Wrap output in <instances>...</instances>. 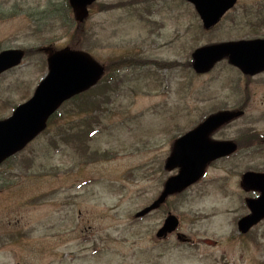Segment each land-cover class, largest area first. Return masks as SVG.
<instances>
[{"label":"rangeland","instance_id":"374dc122","mask_svg":"<svg viewBox=\"0 0 264 264\" xmlns=\"http://www.w3.org/2000/svg\"><path fill=\"white\" fill-rule=\"evenodd\" d=\"M68 3L0 0V40L31 50L8 81L11 103L22 102L47 73L35 50L41 45L80 47L102 64L135 56L187 65L106 72L0 167L8 179H0V264H264V222L252 238L237 228L247 211L239 198L241 175L252 166L264 170V150L250 148L264 136V72L247 80L226 58L201 73L191 63L197 47L264 35V25L252 26L264 19V0H238L211 30L186 0H98L81 23L84 34L75 30ZM242 104L245 114L212 134L238 137L241 148L137 218L178 173L164 167L174 140L213 112ZM8 113L0 109V116ZM95 151L99 156H91ZM168 212L179 217L178 231L192 244L176 233L156 237Z\"/></svg>","mask_w":264,"mask_h":264},{"label":"water","instance_id":"95a60500","mask_svg":"<svg viewBox=\"0 0 264 264\" xmlns=\"http://www.w3.org/2000/svg\"><path fill=\"white\" fill-rule=\"evenodd\" d=\"M95 1L69 0L78 21L84 20L88 15V6ZM187 1L194 5L204 27L209 29L218 23L237 0ZM48 53V73L38 84L34 95L27 102L19 105L9 118L0 120V163L21 150L44 130L49 117L64 101L94 86L105 70L104 66L81 50L64 48L48 50ZM22 56L23 52L20 50L1 54L0 69L16 66ZM225 56H228L230 62L239 66L243 72L254 74L264 69V39L229 41L202 46L193 53V66L198 72H204ZM241 114L242 112L237 111H220L179 137L174 142L172 152L165 164L167 170L178 168V173L167 179L159 198L138 212L137 216L159 207L167 196L181 192L197 182L212 161L233 153L237 149L235 142L212 140L210 135ZM242 186L247 190L255 188L262 192L259 198L248 199L252 212L239 221L240 229L247 232L264 218V174L245 173ZM178 224V218L169 214L157 236H166L174 231Z\"/></svg>","mask_w":264,"mask_h":264},{"label":"flooded vegetation","instance_id":"af4514ba","mask_svg":"<svg viewBox=\"0 0 264 264\" xmlns=\"http://www.w3.org/2000/svg\"><path fill=\"white\" fill-rule=\"evenodd\" d=\"M250 15H252V14H250ZM256 22L259 25H264V19H261L260 21H257L256 19H254L252 21V26L256 25ZM257 37L264 38V35H258ZM44 47H45V45H42V46H40L38 48L39 53H43V56H42L43 57V65H42V67H46V52L43 50ZM15 49H21V50L24 51V57L22 59V63L20 65L16 66V67H7V68H1L0 69V81L7 80L6 83L0 82V89L6 88V93L0 92V109L4 110V111L6 110L7 112L10 111V113H12L14 108L18 104H20L21 102L17 103V104L10 102V90H11V87H10L8 81H9V79H11V77H12V75L14 73V70L16 68H18V67L23 65V62L25 61V59L28 58V56L30 55V51L31 50L26 48V47H23V46L14 45L12 42H9V41H6V40H0V54H3L5 52H9V51H14ZM35 50H37V49H35ZM8 55H9V53H8ZM262 72H264V71H262ZM262 72H259V73H262ZM259 73H257V74H259ZM257 74L244 75V76H245V78L247 80H249L250 77H254ZM34 90H35V88H33V90L28 88L26 90V92H25V94L28 93V96L25 99H23L22 102L28 100L32 96ZM243 107H245V104H243ZM10 113L1 115L0 119H4V118L8 117L10 115ZM257 138H258V140H259V138H261V143L258 144V142H257V144L251 145L250 148H257V150H259V151L260 150H264V136H260L258 134ZM236 141H237V143L239 145L238 137L236 138ZM229 157H231V156H229ZM226 158H228V157H226ZM10 160L11 159H9V158L5 159L3 162L0 163V167L6 165ZM249 170H253V171L256 170L257 171V167L252 166L251 169H249ZM0 179L2 180L3 183H8L7 175H4L3 173H0ZM242 191H243L242 192L243 203H246V207H247L246 208L247 211L245 212V214H248V213H250V209L248 208L247 199L248 198H257V197H259L260 192L257 189H254V188L250 189V190H242ZM237 223H238V220H237ZM260 224L261 223H258L256 226L251 228L246 233H243V232L239 231V235L242 236V237L251 238V234H252L253 230L255 229V227L259 226ZM248 256H249V261H250V259L252 258V254L249 252Z\"/></svg>","mask_w":264,"mask_h":264},{"label":"trees","instance_id":"16d2710c","mask_svg":"<svg viewBox=\"0 0 264 264\" xmlns=\"http://www.w3.org/2000/svg\"><path fill=\"white\" fill-rule=\"evenodd\" d=\"M140 0H137V2ZM113 5H108V9H110ZM146 64H152L158 68L164 69V68H174L175 66L179 65L180 63L178 62H173V61H163V60H158V59H146V58H141V57H122L116 60H111L106 63L107 70L110 71H115V70H120L121 68H127L132 65H146ZM183 65H187L186 63H183ZM88 135V133L86 134ZM84 135V136H86ZM68 138V137H67ZM82 139H85L84 137H81ZM98 155V152H93L91 156Z\"/></svg>","mask_w":264,"mask_h":264}]
</instances>
